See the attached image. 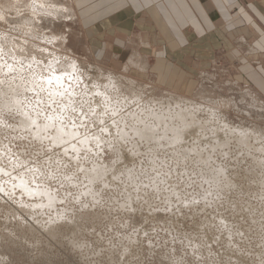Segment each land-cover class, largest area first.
<instances>
[{"label":"clouds","instance_id":"1","mask_svg":"<svg viewBox=\"0 0 264 264\" xmlns=\"http://www.w3.org/2000/svg\"><path fill=\"white\" fill-rule=\"evenodd\" d=\"M87 2L0 0V202L15 204L46 228L75 224L79 213L102 205L106 189L129 203L132 192L143 188L156 192L158 199L166 193L162 203L169 207L159 210L171 211V198L180 199V193L179 185L169 181L188 175L186 165L193 156L197 165H210L213 156L203 159L202 154L223 147L218 141L216 147L199 148L198 142L181 147L193 127L200 126L204 137V127L214 120L222 123L216 110L185 99L148 98L142 88L128 95L113 73L102 74V82L78 58L60 54L57 45L67 44L65 35H48L34 26L40 16L75 21ZM26 13L31 19H21ZM201 112L209 119H198ZM216 131L211 130L213 136ZM125 148L138 163L118 170ZM109 154L110 161L105 159ZM178 168L185 171L177 174ZM219 172L223 175L224 169ZM219 187L217 181L214 188ZM13 219L25 222L19 213ZM73 243L91 254V244ZM0 264H8V257L0 255Z\"/></svg>","mask_w":264,"mask_h":264},{"label":"rangeland","instance_id":"2","mask_svg":"<svg viewBox=\"0 0 264 264\" xmlns=\"http://www.w3.org/2000/svg\"><path fill=\"white\" fill-rule=\"evenodd\" d=\"M57 2H63V0H57ZM21 19H31L30 14L26 13ZM39 20V24H36L35 21L33 23L40 29V32L67 37V44L61 42L57 45L62 48L60 54H71L78 58L81 66L94 79L102 81V74L111 72L116 76L122 91L128 95H131V91L142 88L148 98L185 99L203 108L216 110L231 126L247 123L264 133V86L261 87L257 83L264 80V73L258 69L253 59L237 62L235 58L228 55L227 46L216 49L213 43L207 42L189 50L188 60H185L183 66L176 65V77L174 80L169 79L168 82L165 77L171 71L169 66L171 64L166 61L165 57H162L161 60L167 64L166 72L163 69L162 72L152 70L153 73H147L141 63L131 65L127 70L121 69L115 66L116 64H112L105 54V57L100 58V47L87 40L86 30L82 28L79 18L75 21H64L40 16ZM9 22L15 24L21 20H10ZM40 46L47 47L50 51L54 50L49 45L41 44ZM136 46H133L132 50ZM153 63L155 62L152 61ZM243 67L245 68L243 69ZM188 143L189 140L186 139L187 148L197 146V144L190 145ZM198 144L200 148L206 146L204 140H200ZM186 146L182 148H186ZM143 150L142 148L141 151ZM124 151L126 165L133 162V164L138 163V159L135 157L132 162L130 154V158H127L129 152L126 151V148ZM253 151L250 150L248 154L237 156L238 158L234 156L238 161H235L231 155L229 157L220 155V151L217 153L210 151L214 156L213 164L215 163V166H225L224 168L231 177L235 171L237 172L236 176L232 177V179L234 178L232 182L238 187L234 188L233 192H231L233 187L224 190V193L220 192L219 189L214 188L215 183L213 184L211 177L207 176L209 172L206 165H196L199 167L202 165L201 169L193 171L189 169L187 177L183 176L175 181H169L170 185L178 183L177 188L181 190L180 199L183 201L181 202L176 197L173 198L171 201L175 207H172L171 211L159 210L169 207L162 203L163 195L166 193L161 194L158 199L156 192L150 188H143V191L139 193L134 192L135 195H138L132 197L135 199L134 203L130 205L125 196H121L120 193L112 189H106L102 194V205H97L93 210L78 214L75 223L78 226L75 224L69 226L65 223L55 226L56 228H46L43 222L37 223L31 220L24 210L19 209L15 204L0 202V236L2 235L0 237V255L8 257V264H264V228L262 229L261 226L264 224V184L256 181V178L258 180L264 175L261 172L263 169H260L264 162L258 160L261 158L263 160L264 155L261 156L260 153ZM210 152L208 153L210 154ZM207 154L204 153L202 156ZM249 155L253 157L249 158ZM254 155L257 158L255 160ZM193 157L192 162L197 160L196 156ZM105 159L110 161L113 156L109 154ZM242 162L244 163L242 164ZM129 164L128 166H131ZM190 165L187 164L186 167ZM121 166L124 167L122 164ZM239 168H242L240 172ZM261 168H264V165ZM118 169H120V165H118ZM183 169L185 168H178L177 174L185 171ZM234 169L236 170L234 171ZM248 173L250 174L248 175ZM181 179L183 183L180 182ZM206 181L208 182L206 183ZM230 184L232 183L230 182ZM189 185L191 186L189 187ZM239 186L242 187L241 191ZM118 187L122 189L121 185ZM209 191L213 192L210 196L208 195ZM203 196H207L208 199L205 200ZM138 197L144 199H138ZM136 198L141 202L137 201V203ZM194 200L200 202L193 203ZM190 202L191 204H189ZM134 206L135 208H133ZM247 209L248 212H246ZM17 213L24 217L25 222L13 219ZM38 226H41L40 231ZM72 227L76 230H73ZM230 230H232V234H229ZM133 233H135L134 236ZM12 237L14 238L12 239ZM124 237H131V239H124ZM72 240H76L77 244H91V254L86 256L76 249ZM38 242L41 244L38 245ZM12 243H15L14 245L17 247L12 246ZM125 249L128 250L125 252ZM131 249L133 250L131 251ZM49 261L50 263H48Z\"/></svg>","mask_w":264,"mask_h":264},{"label":"crops","instance_id":"3","mask_svg":"<svg viewBox=\"0 0 264 264\" xmlns=\"http://www.w3.org/2000/svg\"><path fill=\"white\" fill-rule=\"evenodd\" d=\"M79 20L100 58L121 69L141 63L147 73L166 72L165 57L169 82L189 50L209 42L264 73V0H88Z\"/></svg>","mask_w":264,"mask_h":264},{"label":"bare ground","instance_id":"4","mask_svg":"<svg viewBox=\"0 0 264 264\" xmlns=\"http://www.w3.org/2000/svg\"><path fill=\"white\" fill-rule=\"evenodd\" d=\"M209 103V102H208ZM198 106H200V105H198ZM207 108V107H206ZM218 116H219V119H220V121H222V123H218L217 121H213L212 122V124H210V125H207L206 127H204V131H205V136L204 137H201L200 135H199V132H200V126H197V127H193L188 133H186V135H185V140L187 139V140H189V143L188 144H193V145H195V144H197V142L199 143L200 142V140H204V144L207 146V145H212V147H216V142L218 141L219 142V144L220 145H222L223 147H218V148H216V151L214 152V153H217L218 151H220V155L222 154V155H226V156H241V155H245L246 153L248 154V151H256V152H258V153H260L261 154V156H262V154L264 155V151H261L260 149H264V133H262L263 131L262 130H260V129H257L256 127H254L253 125V127H251V126H249V124H244V123H242V124H240L239 126H231L228 122H227V120L225 121L224 120V118H223V116L220 114V113H218ZM198 119H201V120H207V119H209V114L208 113H206V112H201V113H199L198 114ZM224 125H227V128H224ZM213 128H215V129H217V131H216V134H215V136H213L212 135V132H211V130L213 129ZM243 133V135H241ZM191 142V143H190ZM204 145V146H205ZM185 147L186 146V144L184 143L183 145H181V147ZM196 146V145H195ZM198 146H199V144H198ZM193 147V146H192ZM228 147H229V150H228ZM186 148H187V146H186ZM200 148V147H199ZM234 151H233V150ZM123 151H124V149H122ZM208 150H210L211 152H212V149L211 148H209ZM127 151V150H126ZM210 151H208V152H210ZM253 151V152H254ZM207 152V153H208ZM210 152V154L212 155V153ZM255 152V153H256ZM124 153H125V151H124ZM124 153H123V155H124ZM207 153H205V154H207ZM245 153V154H244ZM254 153V154H255ZM186 154V153H185ZM209 153L206 155V156H202V158L203 159H207V157H208V155H210ZM203 155V154H202ZM128 156H129V153H128ZM213 156V155H212ZM219 156V155H218ZM225 156V157H226ZM252 156V155H251ZM250 155H249V158L251 157ZM255 156V155H254ZM124 157V156H123ZM126 157V156H125ZM214 157V156H213ZM224 157V158H225ZM236 157H234V159L236 158ZM246 157V156H245ZM253 157V156H252ZM127 158H130V156L129 157H127ZM194 158V157H193ZM232 158V157H231ZM231 158H230V160H231ZM238 158V157H237ZM242 158V157H241ZM247 158H248V155H247ZM255 158H256V156L254 157V160H255ZM227 159V158H226ZM257 159V158H256ZM262 159V158H261ZM261 159H258V160H260V161H263L264 162V159L263 160H261ZM125 160V159H124ZM196 160V159H195ZM252 160H253V158H252ZM253 160V161H254ZM130 161V160H129ZM134 161V158L132 157V162ZM214 161V160H213ZM235 161H238V160H236L235 159ZM244 161H245V159H244ZM223 162V161H222ZM127 163H128V160H127ZM134 163V162H133ZM133 163L131 164H129V165H133ZM239 163H241V161L239 160ZM244 162H242V164H243ZM262 163V162H261ZM127 164V165H128ZM189 165L190 164H193V162H192V159H191V163L189 162L188 163ZM215 164V163H214ZM213 163H211L210 165H206V167H207V170H208V172H209V175H207L208 177H211V179H212V181H213V184L215 183L216 184V182L218 181L219 182V184H220V187L218 188L219 190H220V192L222 191H224V190H228V189H231L232 187V190H231V192H233L238 186H236V185H234L233 184V179H232V177L235 175V174H237V172L235 171L236 169H234V171H235V173H234V171H233V173H234V175L231 177V175H229V172L226 170V168H224V167H222V166H220V165H214ZM221 164H223V163H221ZM257 164V163H256ZM122 165H125V161H124V164H122ZM197 164L196 163H194L191 167L190 166H188V167H186V169H187V171H189V169L190 170H195V169H199L200 167L199 166H196ZM238 165V164H237ZM262 165H264V163L262 164ZM261 165V166H262ZM241 166V165H240ZM261 166H260V169H263L261 172H263L264 173V168H261ZM190 167V168H189ZM238 167V166H237ZM236 167V168H237ZM246 167V166H245ZM258 167V166H257ZM123 168V166H121L120 165V169H122ZM220 168H223L224 169V174L223 175H221L220 174V172H219V169ZM230 168H231V166H230ZM233 168V167H232ZM117 169H118V166H117ZM120 169H118V170H120ZM201 169V168H200ZM205 169V168H204ZM204 169H202V170H204ZM242 169V168H241ZM240 168L238 169V171L240 172V170H241ZM183 170H185V169H183ZM230 170V169H229ZM250 170V169H249ZM258 170V171H259ZM198 172H199V170H197ZM248 171V170H247ZM256 171V170H255ZM196 172V171H195ZM200 172H201V170H200ZM203 172V171H202ZM205 172V171H204ZM207 172V173H208ZM238 172V173H239ZM242 172V171H241ZM244 172V171H243ZM232 173V174H233ZM191 174V173H190ZM202 174V173H201ZM231 174V173H230ZM243 174V173H242ZM250 173H248V175H249ZM262 174V173H261ZM192 175H193V173H192ZM240 175V174H239ZM263 175V174H262ZM202 176V175H201ZM236 176V175H235ZM256 176V175H255ZM187 177V176H186ZM207 177V178H208ZM225 177H226V179H225ZM240 177V176H239ZM246 177V176H245ZM252 177V176H251ZM194 178V177H193ZM202 178V177H201ZM207 178H206V180H207ZM109 179H111V178H109ZM197 179V178H196ZM205 179V178H204ZM210 179V178H209ZM237 179V178H236ZM235 179V180H236ZM240 179V178H239ZM239 179H237V180H239ZM188 180H191V179H188ZM187 180V181H188ZM245 180H246V178H245ZM254 180V179H253ZM193 181V180H192ZM256 181H258L259 183H261V184H264V175L263 176H261V177H259L258 178V180H257V178H256ZM185 182V181H184ZM208 182V181H207ZM230 182L232 183V184H230ZM254 182H255V180H254ZM173 183V182H172ZM250 183V182H249ZM252 183H253V181H252ZM174 184V183H173ZM178 184V183H177ZM257 184V183H256ZM242 185V184H241ZM249 185V184H248ZM258 185V184H257ZM117 187L119 186V184L117 183V185H116ZM122 186V185H121ZM214 186V185H213ZM243 186V185H242ZM240 187V191H241V186H239ZM256 187V186H255ZM263 187H264V185H263ZM122 188H123V186H122ZM199 188V187H198ZM235 188V189H234ZM250 188H252V187H250ZM182 189V188H181ZM217 189V190H218ZM176 190L180 193V191L181 190H179V188H176ZM212 190V189H211ZM215 190V189H214ZM245 190V189H244ZM129 191L130 192H132V189L130 188L129 189ZM143 191V190H142ZM205 191V190H204ZM237 191V190H236ZM264 191V190H263ZM151 192V191H150ZM210 192V191H209ZM208 192V193H209ZM227 192V191H226ZM230 191L229 192H227V193H231ZM252 192H254V191H252ZM136 193V192H135ZM139 193V192H138ZM185 193V192H184ZM213 193V192H212ZM216 193V192H215ZM218 193V192H217ZM224 193V192H223ZM234 193H236V192H234ZM205 194V193H204ZM220 194V193H219ZM256 194V193H255ZM138 195V194H137ZM137 195H135L134 194V192H132V197H136ZM151 195V194H150ZM166 194H164L163 196H165ZM216 195V194H215ZM236 195V194H235ZM246 195V194H245ZM260 195V194H259ZM154 196V195H153ZM180 196H181V193H180ZM183 196V195H182ZM220 196V195H219ZM226 196V195H225ZM233 196V195H232ZM231 196V197H232ZM238 196V195H237ZM264 196V195H263ZM197 197V196H196ZM204 197V196H203ZM224 197V196H223ZM143 198V197H142ZM149 198V197H148ZM173 198H175V197H172L171 198V200L173 199ZM183 198V197H182ZM213 198V197H212ZM264 198V197H263ZM134 199L135 198H132L131 199V202H130V205H131V203H134ZM144 199V198H143ZM150 199V198H149ZM191 199V198H190ZM233 199V198H232ZM127 201H128V199H126ZM132 200H133V202H132ZM179 200H181V199H179ZM186 200H187V198H186ZM221 200V199H220ZM126 201V202H127ZM137 201H140V200H138L137 198H136V202ZM182 201V200H181ZM185 201V200H184ZM236 201V200H235ZM141 202V201H140ZM228 202V201H227ZM138 203V202H137ZM244 203V202H243ZM10 204V203H9ZM12 204V203H11ZM128 204H129V201H128ZM147 204V203H146ZM145 204V205H146ZM189 204H191V202L189 203ZM188 204V205H189ZM232 204V203H231ZM237 204V203H236ZM3 205V204H2ZM126 206H127V204H125ZM130 205H128V206H130ZM135 205V204H134ZM197 205V204H196ZM234 205V204H233ZM243 205V204H242ZM132 206H133V204H132ZM136 206V205H135ZM135 206L133 207V208H135ZM184 206V205H183ZM190 206V205H189ZM188 206V207H189ZM193 206V205H192ZM138 207V206H137ZM136 207V208H137ZM196 207V206H195ZM236 207V206H235ZM264 207V206H263ZM8 208V207H7ZM132 208V209H133ZM142 208V207H141ZM193 208V207H192ZM243 208V207H242ZM237 209V208H236ZM138 211V210H137ZM140 211V210H139ZM5 212V211H4ZM15 212V211H14ZM195 212V211H194ZM246 212H248V209L246 210ZM199 213H201V212H199ZM242 213V212H241ZM244 213V212H243ZM237 214V213H236ZM240 214V213H239ZM21 215V214H20ZM11 216V215H10ZM236 216V215H235ZM252 216H253V213H252ZM254 216H256L255 214H254ZM247 217V216H246ZM6 219V218H5ZM91 219V218H90ZM222 219V218H221ZM26 220V219H25ZM264 220V219H263ZM262 220V221H263ZM14 221V220H13ZM12 221V222H13ZM77 221V220H76ZM95 221V220H94ZM225 221V220H224ZM223 221V222H224ZM88 222V221H87ZM222 222V221H221ZM11 223V222H10ZM41 223H42V221H41ZM9 224V223H8ZM12 224V223H11ZM19 224V223H18ZM24 225V224H23ZM72 225V224H71ZM76 225V224H75ZM63 226V225H62ZM69 226H70V224H69ZM76 226H78V225H76ZM229 226V225H228ZM240 226V225H239ZM262 226V229L264 228V224H262L261 225ZM8 227V226H7ZM41 227V226H40ZM39 226H38V230L40 231V228ZM55 227V226H54ZM66 227H68V226H66ZM75 227V226H74ZM81 227V226H80ZM233 227V226H232ZM22 229L24 228L23 226L21 227ZM35 228V227H34ZM33 228V229H34ZM37 228V227H36ZM56 228V227H55ZM240 228V227H239ZM260 228V227H259ZM2 229H3V227H2ZM5 229H7V228H5ZM29 229V228H28ZM53 229V228H52ZM72 229H73V227H72ZM78 229V228H77ZM60 230V229H59ZM66 230V229H65ZM73 230H76V228L75 229H73ZM81 230V229H80ZM239 230V229H238ZM4 231V230H3ZM13 231V230H12ZM25 231H27V230H25ZM34 231V230H33ZM228 231V230H227ZM231 231V233H229V234H232V230H230ZM2 232V231H1ZM8 232V231H7ZM6 232V233H7ZM29 232V231H28ZM50 232V231H49ZM48 232V233H49ZM52 232V231H51ZM50 232V233H51ZM57 232V231H56ZM55 232V233H56ZM4 233V232H3ZM11 233V232H10ZM13 233H14V231H13ZM21 233V232H20ZM53 233H54V230H53ZM75 233V232H74ZM82 233V232H81ZM15 234V233H14ZM43 234V233H42ZM77 234V233H76ZM80 234V233H79ZM78 234V235H79ZM12 235V234H11ZM33 235V234H32ZM48 235V234H47ZM51 235V234H50ZM2 236V235H1ZM0 236V237H1ZM14 236V235H13ZM34 236H36L35 234H34ZM33 236V237H34ZM52 236V235H51ZM54 237H57V236H55V235H53ZM225 236V235H224ZM229 236H231V235H229ZM14 237H16V236H14ZM14 237H12V239L14 238ZM18 237V236H17ZM78 237V236H77ZM76 237V238H77ZM238 237V236H237ZM46 238V237H45ZM79 238V237H78ZM16 239V238H15ZM18 239V238H17ZM3 240V239H2ZM8 240V239H7ZM6 240V241H7ZM19 240V239H18ZM40 240V239H39ZM74 240V239H73ZM73 240H72V243H73ZM79 240V239H78ZM166 240V239H165ZM1 241V240H0ZM9 241H10V239H9ZM20 241V240H19ZM76 241V240H75ZM3 242V241H2ZM71 242V241H70ZM7 243H9L8 241H7ZM7 243H6V245H7ZM15 243L17 244V242L15 241ZM14 243V244H15ZM39 243V242H38ZM47 243V242H46ZM72 243H70V244H72ZM79 243V242H78ZM4 244V243H3ZM13 244V243H12ZM12 245V246H14V247H17V245L15 246V245ZM41 243H39L38 245H40ZM69 244V243H68ZM8 247H9V245H8ZM35 247H36V245H35ZM71 247H72V245H71ZM75 248V247H74ZM3 249V248H2ZM54 249V248H53ZM77 249V248H76ZM128 250V249H127ZM130 250V249H129ZM133 249H131V251H132ZM50 252V251H49ZM71 252V251H70ZM126 252V251H125ZM134 252H135V250H134ZM16 253V252H15ZM97 253V252H96ZM129 253H131V252H129ZM122 254H123V252H122ZM4 256V255H3ZM130 256V255H129ZM33 257V256H32ZM42 258H43V256H41ZM123 257V256H122ZM121 257V258H122ZM134 258V257H133ZM53 259V258H52ZM31 260V259H30ZM111 261V260H110ZM48 263H50V261L48 262ZM111 263H113V262H111ZM43 264H45V263H43ZM163 264V263H162Z\"/></svg>","mask_w":264,"mask_h":264}]
</instances>
